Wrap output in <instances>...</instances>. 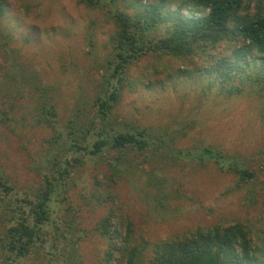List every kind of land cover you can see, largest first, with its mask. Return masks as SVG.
Instances as JSON below:
<instances>
[{"label": "rangeland", "instance_id": "rangeland-1", "mask_svg": "<svg viewBox=\"0 0 264 264\" xmlns=\"http://www.w3.org/2000/svg\"><path fill=\"white\" fill-rule=\"evenodd\" d=\"M144 0L143 3H145ZM0 165L22 193L41 186L54 132L33 122L52 85L61 126L89 105L101 83L115 23L77 0H0ZM93 41L96 52L90 54ZM176 58L149 55L131 67L115 114L161 140L139 155L110 151L87 159L69 179L67 200L46 227L44 247L18 264H106L109 240L98 227L113 214L118 248H136L150 264L158 245L198 228L264 219V91L228 95L185 80ZM43 89V90H42ZM42 90V92H41ZM47 103V102H46ZM186 125V127H185ZM209 147L257 173L241 185L207 158L182 152ZM132 235L126 240V225ZM0 224V242L3 236ZM127 241V242H126ZM0 246V264H3ZM123 252L110 264L126 263Z\"/></svg>", "mask_w": 264, "mask_h": 264}, {"label": "trees", "instance_id": "trees-1", "mask_svg": "<svg viewBox=\"0 0 264 264\" xmlns=\"http://www.w3.org/2000/svg\"><path fill=\"white\" fill-rule=\"evenodd\" d=\"M77 1L106 13L115 23L104 73L88 111L79 107L64 127L54 87L42 89L41 98L48 100L35 105L33 122L51 129L54 135L49 141L42 184L36 192L21 194L0 165L3 264H18L35 247H44L48 243L46 227L60 229L54 217L67 200L70 177L87 159L110 151L142 155L155 145L154 139L163 138L151 129L133 127L115 114L128 87L131 67L146 56L180 60L187 68L178 70L180 76L207 90L218 89L228 95L264 91V0ZM4 14L0 4V27ZM90 47V54L95 53L93 41ZM193 153L213 161L221 171L233 173L241 185L257 177L255 171L220 151L201 147L197 152H182L184 158L194 157ZM114 218L108 215L98 227L110 243L106 264L119 251L125 264H138L136 248L120 249L116 245ZM126 229L128 241L132 224L128 223ZM150 264H264V219L258 230L236 221L177 236L157 246Z\"/></svg>", "mask_w": 264, "mask_h": 264}]
</instances>
